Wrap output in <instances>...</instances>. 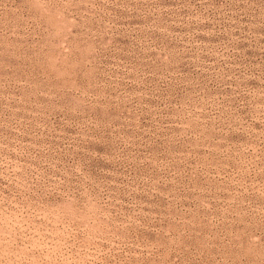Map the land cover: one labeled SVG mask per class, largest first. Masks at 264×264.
Instances as JSON below:
<instances>
[{
  "label": "rangeland",
  "instance_id": "1",
  "mask_svg": "<svg viewBox=\"0 0 264 264\" xmlns=\"http://www.w3.org/2000/svg\"><path fill=\"white\" fill-rule=\"evenodd\" d=\"M0 264H264V0H0Z\"/></svg>",
  "mask_w": 264,
  "mask_h": 264
}]
</instances>
